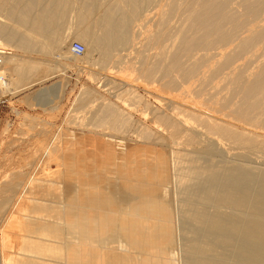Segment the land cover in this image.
<instances>
[{"label":"bare ground","instance_id":"1","mask_svg":"<svg viewBox=\"0 0 264 264\" xmlns=\"http://www.w3.org/2000/svg\"><path fill=\"white\" fill-rule=\"evenodd\" d=\"M78 1L77 8L74 0H0L6 18L0 38L23 51L68 61L97 55L93 59L101 69L112 60L116 69L109 68L108 84L124 87L131 72L117 52L131 47L130 21L144 0ZM164 2L147 14L135 50L140 77L162 80L158 93L164 94L157 99L163 109L140 100L153 124L134 123L128 130L125 110L104 101L105 108L90 113L91 129L59 130L56 144L39 155V169L18 184L11 177L0 191V209L27 194L18 211L29 221L34 212L47 218L45 225L29 223L46 243L22 245L45 258L28 255L19 264H176L178 248L179 264H264V0ZM73 5L75 37L85 44L80 54L72 51V42L65 50L59 33ZM36 63L0 51L1 91L14 93L43 80L32 77L40 67ZM151 82H145L150 90ZM59 91L58 86L39 91L35 106H51ZM86 92L87 99H96V92ZM90 133L97 147L92 157H98L87 176L91 182L87 177L69 182L73 172L63 162L65 150ZM50 154L55 166L41 170L40 161ZM17 186L13 200L7 193ZM93 189L110 200L98 199ZM2 210L0 225L12 212ZM171 213L178 223L177 244ZM12 259L2 238L0 264H14Z\"/></svg>","mask_w":264,"mask_h":264},{"label":"rangeland","instance_id":"2","mask_svg":"<svg viewBox=\"0 0 264 264\" xmlns=\"http://www.w3.org/2000/svg\"><path fill=\"white\" fill-rule=\"evenodd\" d=\"M163 1L162 0H144L143 1V7L140 13L135 18L131 19L130 21L129 33L131 34L130 37L132 38V42H131V45H128V46H131V47H128L125 51L123 48L118 49L120 50L121 53L117 50L118 51L117 53L120 55V57L123 60L122 65L129 68L130 72L132 73V74L130 73L131 77L127 75H123L124 73L123 74L121 73L123 75L122 76L123 78L125 76H127V78H130V80L128 81H126L127 80L125 79L126 77L124 78L126 81V84L124 85L125 88L123 86L122 88L119 87L121 85L117 83L115 84V83L110 82V84H108L109 83V80H108L109 68L116 69L115 67L116 65L112 64L113 63L112 60L107 61L105 63V68L101 69L100 68L101 66L97 64L95 60L93 59V58H96L97 55L96 56L94 55L92 58L91 54L88 56L83 54L81 56H77V59L74 61H68L63 58L51 57V55L50 56L45 55V53H40L34 50L32 52H30V50L23 51L22 48L18 49V47L14 45L13 47L12 44L14 42H12L10 46L11 42L6 44V40L4 39L5 37L0 38L2 39L0 40V51L2 52V54L11 56L13 53H19L24 57L26 62L27 61L28 62L30 61V63L37 62L40 67L39 69H35L34 71H32L33 73L32 77H44L43 80L41 79L37 83L27 88H24L22 90H19L17 92H14V93L5 92L6 93L5 94L0 89L2 94L6 96L9 95L14 98H18L19 95H23L19 103L22 107H20L17 110L15 109V112L12 115H10V117L6 118L4 121H1V124H3L4 127L2 126L3 127V128L1 127L2 131H0V191L3 188L2 191L4 193L5 191H4L3 186H5V184H8V183L11 184V182H15V184L21 183L22 181L26 180L27 176H30V173L33 171L34 168L39 169V166H41L40 164L37 165V159L39 155L44 152V149L47 147V144H50L52 146L56 144V141L59 137L58 135L56 136V134L59 130L61 131L62 129L64 130V128H68L70 130H76V131L78 130L87 131L86 129L88 128L91 129V124L89 120L91 118L90 116L92 112L94 111L99 112L101 108L103 109L106 107L102 105L104 101H105V105L110 104V103H111L110 105H113L114 103V106L116 105L115 107L118 106L117 109L119 110L121 109V111L125 110L124 111L125 113L123 112L124 115L127 118L129 116V119H127L126 124H125L126 126H129L128 130L133 128L135 125H137L136 123L140 124V122L141 124L144 123L145 125L153 124L152 121L154 120L152 118V114L149 115L151 112L148 109L147 111H144L146 110L144 107H146L147 105L146 103H148V105L151 106L152 108L153 107L162 108V109L164 108V105L163 107L162 105H159L160 103L157 99L159 95L160 97H162L163 96L162 94H164V93L159 94L161 93V88L159 86L161 85L162 80L157 77L158 79L157 78L151 79L153 80L151 82L150 80L149 81L143 80L140 77L139 63L137 60L138 58L136 57L137 55L136 51L140 49V44L138 43V41H139L141 33L143 32L144 24H147L146 23L147 17H148L147 14H150V16H152L154 11L161 8V5L163 4L165 5V2L163 3ZM74 2H76L75 6L78 8L79 1L74 0ZM158 2L160 3V8L159 6L158 7L156 6V5H159ZM40 4L41 5H39V7L43 5L42 3ZM75 6L73 5V8H71L74 12L67 13V14L69 13L71 14L69 16L67 15L69 18L66 16V19L68 18V20L66 19L63 20L64 26L61 30H59V33L61 32L63 34L62 35L63 39L65 38V44H64L65 50H66V47L68 48L70 46V43L73 40H80L82 42L81 39H79L78 37H75V34L77 32V29L75 26L76 25L75 23L77 22L75 21L77 19L76 17L77 13L75 11L77 10V8ZM37 8H38V5H37ZM4 16H5V12L0 11V21L3 22V20L6 19ZM151 23H153V21ZM151 23L149 22L147 26H151L152 25ZM3 43L5 44L3 45ZM82 43L84 44V42ZM133 43L135 45H133ZM131 51L132 53H130ZM55 52L58 53V51H55ZM145 52L147 54L148 52L151 53V51H148V50H146ZM127 53L130 54V56ZM3 77L2 78L5 79V77L7 76H3ZM53 77L57 78L56 80H58L59 84L56 85L53 83V80H55L53 79ZM132 78H135V80ZM144 81L151 82V84H154V86H152V89L154 88L155 90L156 88V91L152 89L150 90L149 88L150 84L145 83ZM54 86L55 87L58 86V88H60V91H59L58 97L55 98L52 105L45 107V108L42 106H35L34 99H33L34 95L38 93L39 91L41 92L49 88L52 89L54 88ZM118 87L119 89H117ZM114 88H115V91L113 90ZM121 89L123 90V92L121 91ZM130 89L132 91H130ZM88 90L96 92V99L95 97L87 99L86 94L88 92L86 91ZM128 90L130 92H128ZM120 93H123L124 95ZM131 93L134 95H132ZM154 95L156 97H154ZM136 96L137 98L139 97L140 99L137 100ZM133 98H136L137 102ZM141 99L146 104L145 106L143 105V107L141 106L142 104H140ZM98 105H100L99 110H96L98 108ZM141 110L144 111V114L142 113ZM148 111L150 113H148ZM145 112L147 113L145 114ZM131 119H132V123H131ZM128 122L129 124H127ZM131 124H133V126ZM103 126H106V125H103ZM132 138L128 139L127 141L130 142ZM137 139H140V138H137ZM162 149L166 150L165 147H163ZM51 157L53 158L52 154L43 157L42 162L40 161L41 164L43 163L41 170L42 168L44 169L47 168L48 164L53 167L55 166V160L50 159ZM52 160L54 163L52 162ZM44 161L45 162L47 161V165L45 164ZM170 171L171 169L169 170V172ZM19 174L24 175L25 178L24 176L22 177V175H20L19 179L15 178V176L18 177ZM13 177H14V181H13ZM10 178L12 179V181ZM22 178L24 179L22 180ZM14 189H17V190H14ZM9 191L11 192V194H9L8 191H7L8 192L7 194L11 195L9 197H11V199L14 200L15 195L17 194L18 191H20L19 186L13 187L9 189ZM13 191L15 195L12 193ZM26 198H27V194L20 196L18 202L15 203L14 201L16 200H14L13 203H11L13 204V206L11 205V207L10 206L8 207V204L10 205V202L12 201L9 202V199H8L7 201L8 204H4L5 207H2V209L4 208H8V210L10 208L13 209V210L11 209L9 210V212L10 211L12 212L8 216V219L4 221L5 223H3V225L2 224L0 225V237H1L0 240H2L3 238L4 248L6 247L5 242H4L5 241L4 233L10 230L13 231V234L14 232H19L18 231L19 229L15 228V225L12 228H10L7 222L15 215V213L17 214L20 212L18 211L21 208L20 204L25 205L27 202ZM173 199H171L170 202L174 201ZM2 209H0V219L5 214L4 212H2L3 211ZM7 213L8 212H6V214ZM171 215H172L171 225L173 226V229L175 230L174 236H176L175 228L178 223H176V218L174 217L175 214L171 213ZM175 243L176 244L178 243V237ZM178 249H176L174 253L176 264H179V261H180Z\"/></svg>","mask_w":264,"mask_h":264},{"label":"crops","instance_id":"3","mask_svg":"<svg viewBox=\"0 0 264 264\" xmlns=\"http://www.w3.org/2000/svg\"><path fill=\"white\" fill-rule=\"evenodd\" d=\"M53 79H55V80H53L54 84H56V85L59 84L58 80H56L57 78L53 77ZM22 97H23V95H19L18 98H14V97L9 96V95L6 96V95H3L2 92L0 91V99H1L0 100V131H2L1 127L3 126V124H1V121H4L6 118L10 117V115H12L15 112V109L17 110L20 107H22L19 104L21 99H22ZM82 137H84V140L79 142L78 144H76V146L74 148L69 149V150H65L66 155L63 158V162L64 163L66 162L65 165L66 166L69 165L68 167L72 166L71 167L72 171L69 170V172L70 173L73 172V173H71V177L66 179L69 182L75 180L76 177L79 179V180L77 179L78 181H80L81 179L83 181H85V178L91 173V165H93V166L96 165L95 163H91V162L93 160H97L98 159V157H96V158L92 157V154L95 153L97 147L94 146L95 148H93L92 145H91V133L88 134V135H84ZM91 149H94V150L91 152ZM73 152H75V153H73ZM68 155H71V156H68ZM74 162H75V164H74ZM103 176H104V174H103ZM87 178L91 182V177H87ZM54 185L58 187V184H54ZM87 187H88V189L90 190V193H91V186L90 187L87 186ZM93 193H94V195L96 194L98 196V199H101L100 197H104V199L110 200V197H105L100 192H98V191H96L94 189H93ZM105 193H108V192H105ZM73 194H74V196H77V195L80 194V192L76 191V193H75V191H74V193H72V195ZM32 215L35 216V217H34L33 221L32 220L29 221L28 216H24V214L22 212H19L17 214L15 213V215L7 222L8 225L10 226V228H12L15 225V228L19 229V230L17 229L19 232H14V234H13V231H11V230L7 231L6 233H4V239H5L4 242H5V246H6V251L9 254V258H11V259L13 258L12 259V261H13L12 263H14V264H19V262H23L28 255L29 256L32 255V257H34V255H35V254H32V253H29L22 245H24V244H33V243H38V242H40V245H41L42 243H46V242H43V238H44V240L47 241V239H46L47 237L46 236H43L42 234H40V235L38 234L37 235V233L36 234L33 233L32 229L29 228L30 227L29 223H33L34 226H35V224L36 225H38V224L45 225V220L47 219L46 216L43 215V214L35 213V212L32 213ZM66 217L69 218L71 216H66ZM26 218H27V220H26ZM43 218H45V219H43ZM17 238H18L19 241L17 240ZM17 241L20 242V243H18ZM35 241H38V242H35ZM52 242H54V241H52ZM17 244H18V246H17ZM35 256H38V255H35ZM43 256L44 255H39L38 258L39 259H44L45 256L44 257Z\"/></svg>","mask_w":264,"mask_h":264},{"label":"built area","instance_id":"4","mask_svg":"<svg viewBox=\"0 0 264 264\" xmlns=\"http://www.w3.org/2000/svg\"><path fill=\"white\" fill-rule=\"evenodd\" d=\"M71 49L74 53L80 54L85 49V46L80 40H73Z\"/></svg>","mask_w":264,"mask_h":264}]
</instances>
